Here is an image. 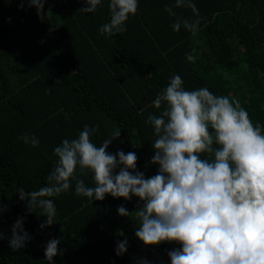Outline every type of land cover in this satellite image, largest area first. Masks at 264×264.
Instances as JSON below:
<instances>
[{
    "label": "trees",
    "instance_id": "trees-1",
    "mask_svg": "<svg viewBox=\"0 0 264 264\" xmlns=\"http://www.w3.org/2000/svg\"><path fill=\"white\" fill-rule=\"evenodd\" d=\"M193 2L202 18L195 36L183 27L173 30L176 17L166 7L196 19L175 0H138L126 31L106 36L99 29L110 21L109 0L94 13L79 11L84 0H47L39 15L27 0L23 6L0 0V264H49L51 239L60 240L53 264H171L168 252L180 244L145 246L135 235L134 211L143 207L138 197L89 201L75 194L73 180L68 192L52 198L55 223L41 228L46 218L38 208L30 211L17 190L46 186L58 161L55 147L78 138L85 125L99 126L90 138L97 147L119 129L107 151L135 152L136 171L156 175V136L146 121L162 111L152 102L174 75L186 90L207 88L238 100L264 128V0ZM24 135L39 145L25 143ZM76 176L95 186L90 171L78 168ZM121 205L130 217L118 215ZM18 218L31 239L13 251L9 238ZM125 239L127 251L117 256V241Z\"/></svg>",
    "mask_w": 264,
    "mask_h": 264
},
{
    "label": "clouds",
    "instance_id": "clouds-1",
    "mask_svg": "<svg viewBox=\"0 0 264 264\" xmlns=\"http://www.w3.org/2000/svg\"><path fill=\"white\" fill-rule=\"evenodd\" d=\"M20 2L23 6L25 0ZM27 2L39 15L47 0ZM84 3L87 6L79 11L94 13L102 0ZM108 7L110 21L99 32L112 36L126 31L125 22L137 13L138 0H109ZM175 7L190 9L196 19L178 17L172 7H166L176 17L173 30L179 32L183 27L195 36L202 19L196 4L175 0ZM186 58L194 59L191 54ZM183 83L179 75L170 79L152 102L162 111L158 116L149 114L146 121L156 136L151 158L159 166L156 175L145 178L136 171L135 152L107 151L119 138V129L97 147L90 138L99 126L85 125L78 138L64 139L55 147L58 161L46 186L30 192L17 190L30 211L38 208L37 214L46 218L41 228L55 223L57 209L52 198L68 192L75 180V194L89 201H103L107 195L125 200L138 197L143 207L134 211L139 224L135 235L145 246L180 244L168 252L171 264H264V128L253 124L238 100L214 95L207 88L186 90ZM21 139L33 147L39 145L35 136ZM78 168L93 174L94 187L77 178ZM117 212L121 217L133 213L123 205ZM30 239L23 218H18L12 226L10 248L23 249ZM127 243L126 239L117 241V256L127 251ZM59 244V239L48 241L45 258L49 264L60 253Z\"/></svg>",
    "mask_w": 264,
    "mask_h": 264
}]
</instances>
